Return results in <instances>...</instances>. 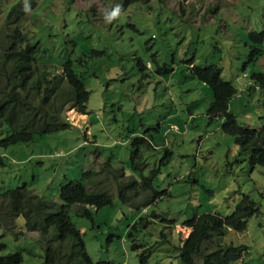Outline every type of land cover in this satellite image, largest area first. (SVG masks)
<instances>
[{"label":"rangeland","instance_id":"374dc122","mask_svg":"<svg viewBox=\"0 0 264 264\" xmlns=\"http://www.w3.org/2000/svg\"><path fill=\"white\" fill-rule=\"evenodd\" d=\"M116 4L38 0L8 29V10L0 8V52L7 48L4 36L16 27L54 60V66L38 64L49 80L61 74L59 61L67 55L89 93L88 113L82 114L66 79L54 83L43 107L70 128L28 144L0 145V193L25 183L58 202L59 187L89 171L88 189L112 193L111 204H73L69 217L92 261L112 264H138V254L146 249L152 264H180L177 248L161 240L178 247L190 228L170 226L165 219L179 223L200 213L227 217L241 195H248L259 213L247 220L244 231H228L222 242L247 247L232 264H264V166L250 165V149H241L222 129L224 117L209 118L212 91L191 71L192 65L218 67L236 88L229 111L239 124L260 128L264 0H148L106 19ZM256 49L261 56L255 57ZM13 87L25 94L19 81L10 91ZM3 126L0 122V141ZM136 148L143 175L158 169L152 184L159 193L136 185L127 192L132 198L127 203L115 185L140 180L129 160ZM53 152L56 156L49 157ZM0 210H5L1 202ZM1 222L5 248L0 254L20 252L22 264H42L39 234L25 230L23 217L15 218L10 231Z\"/></svg>","mask_w":264,"mask_h":264},{"label":"trees","instance_id":"16d2710c","mask_svg":"<svg viewBox=\"0 0 264 264\" xmlns=\"http://www.w3.org/2000/svg\"><path fill=\"white\" fill-rule=\"evenodd\" d=\"M37 1L14 0L9 3L7 0H0V8L8 10L6 17L9 23L6 29L16 24L25 13L31 12L36 7ZM146 1L148 0H116V5H119L120 12L134 2ZM13 30V33H6L4 36L2 43L7 48L0 52V80L4 81L0 85V122L4 125L0 145L4 147L32 143L37 136L58 133L70 128L67 122L58 119L43 107L54 89V83H58L62 76L73 92V101L77 104V110L82 114L88 113L89 93L82 79L75 72L73 61L67 55L63 56L59 61L62 68L61 74L56 75L57 78L54 80H49L47 71H40L38 64L54 66L50 64L54 60L48 59L46 50L42 48L39 41L32 39L31 34L30 36L20 35L16 27ZM261 39L258 40L259 44ZM253 52L257 54L254 55L255 57L263 53L261 49ZM191 71L212 91V101L207 110L209 118L224 117L222 129L233 136L234 142L241 149H250L248 158L250 165L264 166V123L260 128L254 129L236 121L235 115L229 111L228 107L229 100L236 94V88L222 78L218 67L192 65ZM256 75L261 77L262 74ZM255 78L258 77L255 76ZM16 81H19L25 94L15 90V87L10 91L9 86ZM54 153L56 152L51 153L49 157L56 156ZM137 153L136 148L131 152L129 160L132 170L141 176L140 180L132 179L122 184L116 181L115 185L119 197L127 203H131L132 199L127 192L135 189L136 185H142L151 190L155 196L159 193L152 184L158 169L151 171L148 176L143 175L142 161ZM37 162L42 163L41 160ZM82 173L84 177L69 179L59 187L58 202L45 199L42 195L28 189L25 183L0 193V202L5 206V210H0L3 228L7 231L14 229L15 218L22 216L25 230L39 234V242L44 247L42 264H112L106 261L96 263L92 261L85 250L82 234L75 228L69 217L68 209L73 204L95 207L111 204L112 193L99 188L88 189L89 171ZM120 176H124L123 171ZM152 199L155 201L156 197H151ZM258 213L259 207L253 199L248 195H241L239 202L227 217L200 213L193 214L179 223L165 219L170 226L181 224L190 228V233L178 247L166 240L161 241L167 243L169 247L177 248L180 264H232L243 257L247 247L232 243L223 244L224 235L230 230L244 231L247 220ZM143 220L145 219L139 221ZM170 226L168 225L167 228ZM3 248L5 244L0 243V251ZM150 257V249L142 250L138 254V264H152ZM0 264H22V255L20 252L0 254Z\"/></svg>","mask_w":264,"mask_h":264},{"label":"clouds","instance_id":"9594fccd","mask_svg":"<svg viewBox=\"0 0 264 264\" xmlns=\"http://www.w3.org/2000/svg\"><path fill=\"white\" fill-rule=\"evenodd\" d=\"M119 13V5H116L108 14L106 19L111 20L113 17L118 15Z\"/></svg>","mask_w":264,"mask_h":264}]
</instances>
